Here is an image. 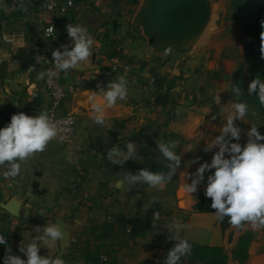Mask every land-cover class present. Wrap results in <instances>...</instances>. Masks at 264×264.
<instances>
[{"label":"crops","instance_id":"0c3cea01","mask_svg":"<svg viewBox=\"0 0 264 264\" xmlns=\"http://www.w3.org/2000/svg\"><path fill=\"white\" fill-rule=\"evenodd\" d=\"M73 2L74 6L66 12L47 13L41 7L24 1L12 5L10 0H0V128L10 123L13 114L24 112L34 116L45 112L46 77L40 79L38 76L54 63L51 60L54 49L63 51V45L71 44L66 25L82 24L95 39L90 62L81 65L86 68L84 71H61L63 86L64 82L73 81V84L64 86L67 91L64 111L68 114L80 112L74 116L76 135L73 144L50 141L43 152L35 153L27 161H18L21 171L15 177L6 175V166L0 167V235L11 238L8 247L0 245V264H3L8 250L26 259L19 251L21 241H30L37 235L35 227L55 223L56 216L74 228L73 239L61 257L66 264H85L76 259L79 255L76 249L78 246L94 249L93 241L105 220L110 219L109 213L136 218L154 203L159 204V219L152 224V232L156 235L133 240L127 235L124 240L108 237L106 240L117 249L116 256L119 249H135L133 245L140 238H148L146 242L153 241L158 249L161 243L170 240L168 226L173 222L183 225L179 233L172 232L180 238L207 246L220 245L222 233L216 214H197L192 209L191 212L179 209L174 184L168 182L157 189H150L144 183L117 186V181L126 172L135 174L139 169L148 168L167 173L169 162L156 150V143L173 139L188 141L193 122L191 124V118L181 119L172 133L161 128L163 122L158 116L163 111L152 113V106L145 103L151 99V87L147 86L150 75L147 68H141L142 62L150 61L155 55L143 44L136 51L134 45L137 42L131 40L128 41L133 49L123 50L119 46L122 42L120 29L125 27L119 21L120 17H116L118 8L114 7L113 0ZM49 20L55 26L54 40L43 36ZM113 21L119 25L116 32L113 31ZM126 28L127 32L131 29L129 23ZM106 34L110 39L118 40L120 56L109 58L111 51L103 40ZM143 47L145 51L142 52L146 54L141 56L139 52ZM118 57L126 59V62L119 61ZM120 76L128 81L127 97L106 108L104 124H98V114L91 107L89 94L106 87L110 81L116 82ZM185 77L191 79L192 85L195 77ZM200 83L204 84H196L200 86ZM139 134L144 137L138 142L134 138ZM130 141L135 143L141 160L130 159L123 165H113L107 158L109 149L116 146L125 150ZM185 200L180 206L186 204ZM96 228L97 231L94 230ZM146 242L141 244V249H150ZM39 254L47 256L49 250L41 247ZM52 254L60 256L59 242ZM116 258L118 261L119 257Z\"/></svg>","mask_w":264,"mask_h":264},{"label":"clouds","instance_id":"9594fccd","mask_svg":"<svg viewBox=\"0 0 264 264\" xmlns=\"http://www.w3.org/2000/svg\"><path fill=\"white\" fill-rule=\"evenodd\" d=\"M264 27V21H261ZM70 45H63V51L54 49L52 61L54 70L39 73L38 78L56 76L58 71L67 73L71 69L80 67L85 62H90L93 54L95 39L89 35L88 30L82 24L66 25ZM55 32L54 26H50L45 37L48 38ZM260 52L264 58V31L260 33ZM171 52V47L165 49V54ZM128 81L120 76L116 82L110 81L106 87H100L98 91H91L89 101L92 109L98 114L96 122L103 125V112L106 108L116 105L118 100L127 97ZM234 95L239 98L241 88H232ZM249 96H258L261 105H264V81L259 78L253 79L248 85ZM220 95L215 98V103L220 104ZM233 112L227 116L226 123L221 128L218 136L211 141V146H206L205 151L218 148L211 162L200 164L196 172L190 176L191 183L182 185L181 190L192 195L198 189V185L204 181L206 171L214 169V173L207 177L205 196L210 198L211 208L215 210L217 218L222 222L225 217L231 226L244 229L250 225L253 230L264 228V135L258 128L251 126L247 131V143L242 146L238 141L241 139V129L236 125L237 119L242 120L248 112V105L244 102H235L232 105ZM216 117L214 116L213 119ZM58 135V127L53 118L47 112L30 116L24 112L13 114L5 127L0 128V167H7L6 175L15 177L21 171V163L27 161L35 153L43 152L50 141ZM237 142H232V141ZM175 141L158 142L156 150L169 163L168 172H154L148 168L139 169L135 174L126 172L124 177L117 181V186L125 184L135 186L144 183L150 189H157L173 179L177 169L182 165V157L177 155L174 149ZM108 160L113 165H123L128 160L139 162L137 148L134 142H128L126 151L116 146L109 149ZM199 158H197L198 160ZM19 161V162H18ZM197 161H192L196 163ZM189 177V174L187 178ZM159 219V213H154V221ZM170 239L175 241L168 250L165 264H179L181 257L191 253V244L178 235L183 225L179 222L169 224ZM36 236L29 240L21 241L19 251L26 256L12 254L10 250L3 258V264H66L61 256H53V250L57 243L65 239V230L60 224L48 222L45 226L34 228ZM6 244L3 236H0V245ZM49 250V255H40V248Z\"/></svg>","mask_w":264,"mask_h":264},{"label":"rangeland","instance_id":"374dc122","mask_svg":"<svg viewBox=\"0 0 264 264\" xmlns=\"http://www.w3.org/2000/svg\"><path fill=\"white\" fill-rule=\"evenodd\" d=\"M126 1H120L122 16L119 21L124 23L123 27L125 28L120 29L122 42L119 46L123 50L133 49L128 41L131 40L137 42L134 45L135 49L137 47V51L140 45L143 44L152 49L155 56L160 57L161 63L164 64L162 70L166 76L172 78L192 75L193 78L195 77L192 85L183 86L180 84L179 79L176 82L177 87L175 88L176 94L174 97L178 105H170L167 108L173 110L175 119H169L166 109L158 116L163 122L161 128L168 130L169 133L176 129V124L181 119H192L191 124L192 122L193 124L189 129L191 138L188 141L173 139L177 144L174 151L182 157V165L177 169L173 179L169 181L176 186L174 192L176 205L178 206V202L184 201L185 198L188 200H185L186 204L184 206L178 208L191 212L199 196L205 193L206 185L199 184L197 191L192 195L182 190L179 192V190L186 182L191 183L190 176L196 172L200 164L210 163L214 153L218 151V148L209 151L204 149L206 146H211V141L219 135L221 128L226 123L227 116L233 112L232 105L234 101L227 97V93L234 82L233 77L238 65L244 59L247 37L243 30L231 19V0H209L210 17L203 31L186 44L183 51H171L165 54V51H156L137 38L132 29L127 34L126 24L130 22V15L128 14L129 5ZM142 2L143 0H141L140 5H142ZM142 51H145L144 47L139 52L141 56L146 54ZM118 59L123 63L126 62V59L122 57H118ZM183 67H185L184 70ZM199 82L204 84L200 83V86H198L196 83ZM147 83V86L151 87L150 78L147 79ZM184 88H187V93L183 92ZM217 95H220V104L215 103ZM155 110L158 111L160 108L150 107L152 113ZM214 116L215 119H213ZM235 123L242 130L241 139L238 141L242 146L247 143V131L251 126L257 127L258 131L264 135V121L254 116L252 112H247L242 120L237 119ZM180 132H183V130ZM232 142L237 141L233 140ZM260 142L264 143V141ZM197 158L199 159L197 160ZM194 160L197 162L192 163ZM210 171L214 173V169ZM188 174L189 177L187 178ZM184 195L185 197H183ZM140 239L134 245L132 244L135 249H119L117 255L119 260L117 261L118 258H116V264H165L166 258L158 252L153 241L146 242L148 238ZM243 239L248 241L245 252L237 250L240 241L242 242ZM144 242L149 245L150 249H141V244L143 245ZM217 246L222 248L226 264H264V228L253 230L250 225H246L244 229L230 226L222 235L220 245ZM179 264L188 263L180 260ZM194 264H199V261L195 260Z\"/></svg>","mask_w":264,"mask_h":264},{"label":"trees","instance_id":"16d2710c","mask_svg":"<svg viewBox=\"0 0 264 264\" xmlns=\"http://www.w3.org/2000/svg\"><path fill=\"white\" fill-rule=\"evenodd\" d=\"M20 1L34 7H43L51 0H16L11 1V4L18 5ZM55 1L62 3L66 0ZM120 1L124 0H113L114 7L118 8L116 17L122 16ZM126 3L129 5V26H131L132 31L137 38L160 52L165 51L169 46L171 51H183V47L203 31L210 17L209 0H143L142 5H140L141 0H127ZM230 12L231 19L245 33L247 46L244 59L238 65L233 77L234 82L227 93V97L234 103H246L248 112H252L254 116L264 121V105L260 104L258 96H249L248 94V85L253 79L257 77L264 81V58L260 52V33L264 31V27L261 26V21H264V0H231ZM112 27L113 31L116 32L119 27L117 21H113ZM103 40L105 46L110 48L109 58L120 56L121 52L117 49L118 40L110 39L109 34L104 35ZM160 60V57L155 56L148 62H142L141 68H147V73L153 80L149 93L151 99L146 100L145 103L165 111L170 105H178L174 97L177 80L179 79L183 86H188L191 84V79L184 75L172 78L166 76L162 70L164 64ZM68 84H73V81L64 82V86ZM234 86L241 88L239 98L232 92ZM183 92L187 93V88H184ZM167 115H169L170 120L175 119L173 110H167ZM147 130L149 131V128ZM142 133L144 135V132ZM143 137L139 134L134 140L139 142ZM211 174H213L211 171H206L204 181L200 185H206L207 177ZM211 203V199L203 193L193 206V212L215 214V210L211 208ZM158 210L159 204L154 203L136 218L119 213H109L110 219L105 220L93 241L94 249H81L78 246L76 252L79 255L76 259L82 260L85 264H116L117 249H114L113 244L106 239L110 237L112 240H124L126 235L131 240L140 236H155L156 234L152 232V224L154 213H157ZM218 224L222 235L231 226L227 217L222 222L218 219ZM94 230L97 231L98 228ZM188 242L191 244L192 250L189 255L181 257L183 262L194 264L195 260H198L199 264H226L225 254L220 246H200L197 243ZM247 242L244 239L242 242L240 241L237 250L245 252ZM174 243L175 241L171 239L161 243L158 252L166 258L168 250Z\"/></svg>","mask_w":264,"mask_h":264},{"label":"built area","instance_id":"2783aa9c","mask_svg":"<svg viewBox=\"0 0 264 264\" xmlns=\"http://www.w3.org/2000/svg\"><path fill=\"white\" fill-rule=\"evenodd\" d=\"M16 1V0H11ZM74 6L73 0H66L65 2L59 3L55 0L49 1L45 6L41 7L47 13L54 12H66L68 9ZM54 26L53 23L49 20L46 27L43 31V36L47 40L56 39V30L51 33L48 38L45 37V32L50 26ZM48 70H54V63L51 64ZM153 80L150 78V83L152 84ZM44 91L46 94V106L45 112L53 118L54 122L58 127V135L52 141H56L63 144H73L76 135V118L64 111V104L67 99V91L61 81V71H58L56 76L49 79L45 78L44 81ZM3 236L6 240V244L1 245L3 247H8L11 243V238L7 235Z\"/></svg>","mask_w":264,"mask_h":264},{"label":"water","instance_id":"95a60500","mask_svg":"<svg viewBox=\"0 0 264 264\" xmlns=\"http://www.w3.org/2000/svg\"><path fill=\"white\" fill-rule=\"evenodd\" d=\"M85 69L86 68L82 67V66L76 68V70H78V71H84ZM79 113L80 112L76 111V112H72V114H70V115L75 116V115H78ZM179 206H180V202H178V207ZM14 215L17 216L18 214L15 212ZM55 223L60 224L62 230H65V239L62 242H59L60 256H62L64 251L66 250V248H68V246L71 242V239H73L72 232H73L74 228L71 224L65 222L64 219L60 216H56Z\"/></svg>","mask_w":264,"mask_h":264},{"label":"bare ground","instance_id":"6f19581e","mask_svg":"<svg viewBox=\"0 0 264 264\" xmlns=\"http://www.w3.org/2000/svg\"><path fill=\"white\" fill-rule=\"evenodd\" d=\"M179 194V193H178ZM180 196V195H179ZM180 203H181V201H180Z\"/></svg>","mask_w":264,"mask_h":264}]
</instances>
